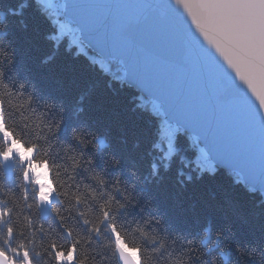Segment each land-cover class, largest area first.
Segmentation results:
<instances>
[{
	"label": "trees",
	"instance_id": "obj_1",
	"mask_svg": "<svg viewBox=\"0 0 264 264\" xmlns=\"http://www.w3.org/2000/svg\"><path fill=\"white\" fill-rule=\"evenodd\" d=\"M57 31L39 0H0V95L18 98L8 105L9 126L17 134L13 142L22 149L38 145L26 159L13 156L11 177L0 162V201L13 210L7 223L24 230L11 244L33 240L35 264H54L49 244L67 246L74 237L87 264H119L116 241L140 263L143 249L144 264H191L199 251L208 264H240L241 246L248 251L246 264H264V193L236 172L201 168L198 138L181 129L168 155L161 144L164 114L125 82L122 62L103 59L82 38L87 51H81L68 35L57 39ZM23 100L30 101L26 107ZM2 130L0 121V151H6ZM41 161L52 165L47 176L55 187L47 216L38 202V194L47 193ZM109 201L113 220L96 233L92 225ZM112 222L123 233L119 240ZM7 223L0 225V246Z\"/></svg>",
	"mask_w": 264,
	"mask_h": 264
},
{
	"label": "water",
	"instance_id": "obj_2",
	"mask_svg": "<svg viewBox=\"0 0 264 264\" xmlns=\"http://www.w3.org/2000/svg\"><path fill=\"white\" fill-rule=\"evenodd\" d=\"M65 2L87 47L122 62L125 82L163 106L166 120L199 139L217 168L236 172L264 193V121L246 91L243 101L218 70V59L191 30L172 0H74ZM7 175L14 162L0 158ZM43 215L50 205L41 202ZM119 264H139L117 242Z\"/></svg>",
	"mask_w": 264,
	"mask_h": 264
},
{
	"label": "snow or ice",
	"instance_id": "obj_3",
	"mask_svg": "<svg viewBox=\"0 0 264 264\" xmlns=\"http://www.w3.org/2000/svg\"><path fill=\"white\" fill-rule=\"evenodd\" d=\"M172 2L187 17L195 37H198L204 47L219 60L222 67L217 66L218 70L228 86L236 93L235 99L243 101L241 90L250 94L258 105L260 119L264 121V0H172ZM11 103V100L6 101L4 96L0 95V121L4 126L3 135L11 141H17L15 130L9 126L8 105ZM37 147L38 145H32L27 153L21 152V159H26ZM12 154L13 149L9 143L6 151H0V158L7 160ZM41 164L45 165V171L52 169L51 164H46L44 161H41ZM33 167L29 165L25 172L26 177ZM100 182L103 183V180ZM55 183L53 179L52 184ZM50 191L54 192L55 187ZM38 196L41 202L50 201V195L43 192ZM75 198L80 202V196ZM5 203L6 201H0V225L9 222L13 217V210L3 207ZM28 207L32 205L29 204ZM101 210L102 217L92 225L91 229L96 233H99L100 225L104 221L113 220L111 201L101 204ZM84 222L90 223L87 219ZM29 224H31L30 218ZM63 226L67 235L74 237L73 230L66 224ZM109 226L114 238L119 240L123 236L119 227L114 222ZM17 231L20 235L24 234L23 228L17 230L11 223H7V239L4 246H0V264H35L32 254L33 240H20L15 246L11 244L12 237ZM80 243L79 237H74L67 246L52 241L48 246L49 256L54 264H87V261L81 258ZM125 243H127L126 239ZM140 257L141 264H144L143 249L140 251Z\"/></svg>",
	"mask_w": 264,
	"mask_h": 264
},
{
	"label": "rangeland",
	"instance_id": "obj_4",
	"mask_svg": "<svg viewBox=\"0 0 264 264\" xmlns=\"http://www.w3.org/2000/svg\"><path fill=\"white\" fill-rule=\"evenodd\" d=\"M41 4L48 10V12L52 15L54 21L58 24V31L55 34L57 39L63 38L64 36H69V44L71 46L77 45V48L81 51H87L84 47L83 43L81 42V34L76 30L73 24L66 20L65 18L61 17L62 14L65 12V3L62 2V0H39ZM92 60L99 61L103 64V62L100 59H97L93 54L90 55ZM141 103L143 105L147 106L146 100L142 99ZM153 111L156 113L163 115V107L158 104H152L150 107ZM162 120V129H161V136H162V147L166 150V153L170 155L175 147H174V140L177 132L179 131V128L166 120L165 116H163ZM4 130H2L3 132ZM4 136V135H3ZM7 141L9 143H12L13 145V154L12 155H19L21 152L27 153L29 149H22L20 145L16 142H13L7 138ZM195 139H193L194 143ZM198 149V155L196 157L197 163L201 166V168H210L213 169L215 167L214 163L212 162L210 156L205 151L204 147L200 144L197 146ZM31 154V153H30ZM29 154V155H30ZM28 155V156H29ZM21 157V156H20ZM41 172H43V185L47 187V193L46 195H50V200H53L55 197V194L53 191H50L52 189L51 182L49 180V177L47 176V171H45L44 168L40 169Z\"/></svg>",
	"mask_w": 264,
	"mask_h": 264
},
{
	"label": "clouds",
	"instance_id": "obj_5",
	"mask_svg": "<svg viewBox=\"0 0 264 264\" xmlns=\"http://www.w3.org/2000/svg\"><path fill=\"white\" fill-rule=\"evenodd\" d=\"M67 3H68V6L70 7L73 3H74V0H67ZM4 65L0 64V67H3ZM6 101L8 100H11L12 99H18L16 97H13V98H9L7 96L4 97ZM27 100H23L21 103L26 107L27 106V103H25ZM197 245L194 244L193 247H196ZM241 251L244 253L243 256L240 255L241 257V261H240V264H246V261H245V257L248 256V251L246 249V247H242L241 246ZM197 257H205V259H197ZM187 264V262H186ZM191 264H208V261L206 259V256H205V253L203 251H199V252H195L193 254V257H192V260H191Z\"/></svg>",
	"mask_w": 264,
	"mask_h": 264
}]
</instances>
